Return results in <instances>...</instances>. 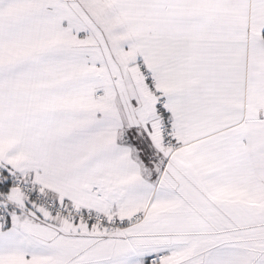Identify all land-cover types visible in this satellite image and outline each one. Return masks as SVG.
Returning <instances> with one entry per match:
<instances>
[{
  "label": "snow or ice",
  "instance_id": "obj_1",
  "mask_svg": "<svg viewBox=\"0 0 264 264\" xmlns=\"http://www.w3.org/2000/svg\"><path fill=\"white\" fill-rule=\"evenodd\" d=\"M0 264H264V0H0Z\"/></svg>",
  "mask_w": 264,
  "mask_h": 264
}]
</instances>
